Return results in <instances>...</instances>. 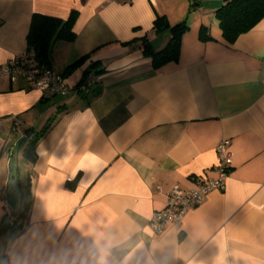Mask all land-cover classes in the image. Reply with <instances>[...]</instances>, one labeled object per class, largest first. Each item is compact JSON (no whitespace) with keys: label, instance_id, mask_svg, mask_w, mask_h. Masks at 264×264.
I'll use <instances>...</instances> for the list:
<instances>
[{"label":"crops","instance_id":"crops-1","mask_svg":"<svg viewBox=\"0 0 264 264\" xmlns=\"http://www.w3.org/2000/svg\"><path fill=\"white\" fill-rule=\"evenodd\" d=\"M221 3L0 0V64L25 52L34 13L73 14L75 33L50 49L67 95L43 100L25 77L0 78V264H264V18L229 43ZM162 16L189 28L178 59L154 67L143 43L166 45L169 28L153 26ZM90 68L97 81L77 91ZM44 127L35 162L23 161L16 147ZM222 139L223 189L154 233L167 192L216 177ZM7 147L29 200L14 227L3 217Z\"/></svg>","mask_w":264,"mask_h":264},{"label":"trees","instance_id":"trees-1","mask_svg":"<svg viewBox=\"0 0 264 264\" xmlns=\"http://www.w3.org/2000/svg\"><path fill=\"white\" fill-rule=\"evenodd\" d=\"M215 17L218 21L223 38L227 42L231 43L240 34L249 31L255 25H257L262 18H264V0H225L215 11ZM72 21L73 14H71L67 19L63 20L54 16L34 13L31 16L28 32L26 34L25 51H32L38 63L50 67L49 58L52 43L59 38L71 40L75 36V33L72 31ZM153 26L156 31L169 28L170 37L166 45L159 50H154L147 41L143 43V50L148 56L151 57L152 65L154 67H158L169 61H176L180 52L181 37L183 33L188 30V24L185 21H181L174 25H169L167 20L162 16L155 19ZM203 32L204 28H201L199 31V37L207 38L208 36L206 34L203 35ZM85 57L86 56L81 57V59L72 64L69 68L80 65L84 61ZM91 71L94 72L92 68L86 69L84 71L80 82L74 87L77 91L88 93L91 87H93L95 81L89 77ZM44 99L48 98H43V100ZM45 128L46 127L35 133H30L26 141L24 143L21 142L16 147L15 151H17V153L21 148V156L23 161L28 163L35 162V144L42 136ZM9 156L15 157L18 170L19 161L16 155L12 152V147H10ZM19 187L22 193V198L20 209L15 211L18 219L26 212L29 206L28 196L23 192L20 184ZM6 226L14 227L8 224H6Z\"/></svg>","mask_w":264,"mask_h":264},{"label":"built area","instance_id":"built-area-1","mask_svg":"<svg viewBox=\"0 0 264 264\" xmlns=\"http://www.w3.org/2000/svg\"><path fill=\"white\" fill-rule=\"evenodd\" d=\"M112 1L119 2L122 0ZM219 1L223 2L225 0ZM19 76L25 77L35 89L39 90L42 98L67 95L73 90L66 84L60 73L51 67L38 63L32 51L15 54L0 64V78H8L11 82H15ZM89 77L95 82L97 81V75L93 71L90 72ZM228 145L229 140L222 139L215 147L217 154L216 177L202 180L196 188L190 190L174 186L165 194L164 207L155 211L149 220L154 233L163 232L168 225L179 227L188 210L200 205L210 191L223 189L225 178L231 170V152ZM7 152L9 155L10 147H7ZM15 211L5 199L3 202V217L10 226L19 225Z\"/></svg>","mask_w":264,"mask_h":264},{"label":"water","instance_id":"water-1","mask_svg":"<svg viewBox=\"0 0 264 264\" xmlns=\"http://www.w3.org/2000/svg\"><path fill=\"white\" fill-rule=\"evenodd\" d=\"M97 71V70H96ZM9 179L7 182L6 195L9 206L13 210L20 209L22 193L17 181L18 170L16 165L15 157L9 156ZM7 224L6 221H4Z\"/></svg>","mask_w":264,"mask_h":264}]
</instances>
